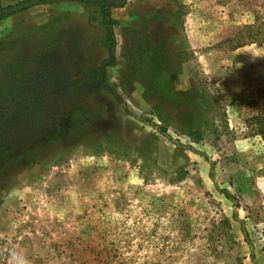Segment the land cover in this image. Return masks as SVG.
I'll list each match as a JSON object with an SVG mask.
<instances>
[{"label":"rangeland","instance_id":"obj_1","mask_svg":"<svg viewBox=\"0 0 264 264\" xmlns=\"http://www.w3.org/2000/svg\"><path fill=\"white\" fill-rule=\"evenodd\" d=\"M119 1L0 0V264H264V0Z\"/></svg>","mask_w":264,"mask_h":264},{"label":"trees","instance_id":"obj_2","mask_svg":"<svg viewBox=\"0 0 264 264\" xmlns=\"http://www.w3.org/2000/svg\"><path fill=\"white\" fill-rule=\"evenodd\" d=\"M87 1V0H83ZM103 3L102 5V23L106 32V42L111 55L114 54L116 48V39L114 34V25L111 19L110 10L112 7L120 5L119 0H98ZM12 13L8 9L0 10V20L10 16ZM249 128L251 129V134L259 135L264 138V118L260 116L253 117L249 119Z\"/></svg>","mask_w":264,"mask_h":264},{"label":"water","instance_id":"obj_3","mask_svg":"<svg viewBox=\"0 0 264 264\" xmlns=\"http://www.w3.org/2000/svg\"><path fill=\"white\" fill-rule=\"evenodd\" d=\"M40 1V0H39ZM25 7H28V6H25Z\"/></svg>","mask_w":264,"mask_h":264}]
</instances>
